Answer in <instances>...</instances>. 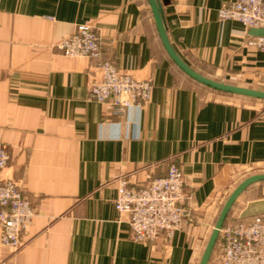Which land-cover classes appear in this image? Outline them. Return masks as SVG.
Listing matches in <instances>:
<instances>
[{"label": "crops", "instance_id": "obj_1", "mask_svg": "<svg viewBox=\"0 0 264 264\" xmlns=\"http://www.w3.org/2000/svg\"><path fill=\"white\" fill-rule=\"evenodd\" d=\"M227 1L169 0L170 41L206 76L264 88V50L249 42L258 34L219 17ZM83 22L99 31L104 59L153 79L150 99L122 118L90 98L97 60L56 48ZM0 141L10 151L0 177L36 207L19 248L0 241V264H198L231 191L264 172V99L186 74L148 0H0ZM171 163L184 173L192 217L168 240L135 241L115 207L120 179L146 184ZM261 182L238 197L246 203L235 219L264 209L250 205L264 200L254 194ZM214 252L208 264H222Z\"/></svg>", "mask_w": 264, "mask_h": 264}, {"label": "built area", "instance_id": "obj_2", "mask_svg": "<svg viewBox=\"0 0 264 264\" xmlns=\"http://www.w3.org/2000/svg\"><path fill=\"white\" fill-rule=\"evenodd\" d=\"M219 17L235 19L252 28L264 29V0H230L219 8ZM264 50V31L249 41ZM56 48L68 56L97 60L99 74L89 84L90 98L105 105L112 117L126 116L129 108L143 106L151 96L152 78H140L102 57V39L93 25L83 22L64 36ZM10 161L7 144L0 141V172ZM190 194L180 166L171 163L167 173L146 184H131L121 178L115 207L128 215L131 237L138 242L170 239L191 219ZM36 207L13 178L0 177V241L19 248L22 234L32 223ZM222 264H264V213L247 220L230 219L223 225L217 242Z\"/></svg>", "mask_w": 264, "mask_h": 264}, {"label": "water", "instance_id": "obj_3", "mask_svg": "<svg viewBox=\"0 0 264 264\" xmlns=\"http://www.w3.org/2000/svg\"><path fill=\"white\" fill-rule=\"evenodd\" d=\"M148 2L153 12L155 22L158 27L159 33H160V37L162 39V42L164 44L166 51L168 52L172 60L176 63V65L179 66L186 74H188L190 77L197 80L198 82L205 84L207 86H210L214 89L220 90V91L264 99V89L244 86V85H240L236 83H230V82H226L223 80L214 79V78L204 75L203 73L196 70L193 66L188 64L181 57V55L177 52V50L174 48L173 44L170 41L168 33H167L165 16H164V5L167 4L169 0H148ZM252 30L257 34H261L264 31L263 28H253ZM260 181H264V172L254 173V174H251L245 177L231 191V193L225 200L220 210L216 223L213 227V230L210 234V237L208 239V242L205 246L204 252L198 264H208L209 263L210 258L216 247V244L218 242L220 231L223 225L225 224L226 219L233 205L237 201L238 197L245 190H247L249 186H251L252 184L256 182H260ZM261 202L264 203V200L255 201L251 203L250 205L252 204L256 205L257 203H261ZM261 213H264V209H258V210L252 211L251 208L249 207L248 209L244 210V212H242L241 216L244 217L248 215L261 214Z\"/></svg>", "mask_w": 264, "mask_h": 264}, {"label": "rangeland", "instance_id": "obj_4", "mask_svg": "<svg viewBox=\"0 0 264 264\" xmlns=\"http://www.w3.org/2000/svg\"><path fill=\"white\" fill-rule=\"evenodd\" d=\"M217 79H219V78H217ZM226 82L235 83V82H231V81H228V80ZM244 85H247V84H244ZM261 89H264V88H261ZM256 188L257 189L254 190V194H256V195H264V181H262L260 183V185H258V187H256ZM245 203H246L245 200L243 198H241L240 201H238L235 205H233L234 207H233V209L231 211V214H230L229 218L236 220L234 218L236 216V214H237L236 212H238L242 208V206L245 205ZM218 250H219L218 249V245H216L214 255H217Z\"/></svg>", "mask_w": 264, "mask_h": 264}, {"label": "trees", "instance_id": "obj_5", "mask_svg": "<svg viewBox=\"0 0 264 264\" xmlns=\"http://www.w3.org/2000/svg\"><path fill=\"white\" fill-rule=\"evenodd\" d=\"M227 220V219H226ZM217 245V244H216Z\"/></svg>", "mask_w": 264, "mask_h": 264}]
</instances>
